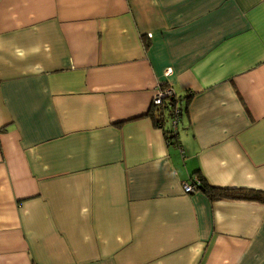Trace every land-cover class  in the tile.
<instances>
[{"label":"crops","instance_id":"crops-1","mask_svg":"<svg viewBox=\"0 0 264 264\" xmlns=\"http://www.w3.org/2000/svg\"><path fill=\"white\" fill-rule=\"evenodd\" d=\"M197 170L264 190V0H0V264H264Z\"/></svg>","mask_w":264,"mask_h":264},{"label":"trees","instance_id":"trees-1","mask_svg":"<svg viewBox=\"0 0 264 264\" xmlns=\"http://www.w3.org/2000/svg\"><path fill=\"white\" fill-rule=\"evenodd\" d=\"M182 98L178 97L176 99L173 96L170 100L171 106H168L167 103L161 106H153L154 109L151 110L152 117L156 125L163 127L164 124V116L170 115L173 108H178L179 116L182 114L181 103L178 104L176 101H181ZM164 134L169 143H174L176 140V131L175 129L169 127L164 128ZM195 177L192 179V184L195 185L196 188L201 189L210 200H217L221 198H229V199H242V200H250L256 201L264 204V190L252 187H220L211 185L205 177L201 174L199 170L195 172ZM197 179V181L195 180Z\"/></svg>","mask_w":264,"mask_h":264},{"label":"built area","instance_id":"built-area-1","mask_svg":"<svg viewBox=\"0 0 264 264\" xmlns=\"http://www.w3.org/2000/svg\"><path fill=\"white\" fill-rule=\"evenodd\" d=\"M174 96L173 92L171 89L167 88V87H163L161 89H159L155 95L153 96L152 102L153 105L155 106H161L164 105L165 103H167L168 106H171V98ZM179 110L178 108H173V110L171 111V128L175 129V126L178 122L179 119ZM195 180L197 181V179L195 178ZM183 189L185 192H192L195 189V185L192 183H184L183 185Z\"/></svg>","mask_w":264,"mask_h":264}]
</instances>
